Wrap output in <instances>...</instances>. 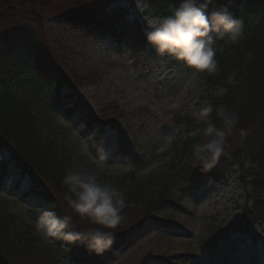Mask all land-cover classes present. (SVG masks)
I'll return each instance as SVG.
<instances>
[{
  "label": "rangeland",
  "instance_id": "374dc122",
  "mask_svg": "<svg viewBox=\"0 0 264 264\" xmlns=\"http://www.w3.org/2000/svg\"><path fill=\"white\" fill-rule=\"evenodd\" d=\"M116 6L128 9L123 1ZM146 17H153L146 0H138L128 9L127 20L137 19L144 29ZM252 21L253 18H248V23ZM12 26L15 30L25 29L41 36V43L46 42L62 61L60 68L74 77L76 84L61 88L59 106L54 109L56 117L50 121L55 134L69 149L100 171L104 180L115 184L131 173L132 166L117 153L118 137L122 134L130 150L147 163L136 173V182L143 184L149 177L151 182L158 183L167 179L172 164L171 144L190 133L182 120L189 116L186 113L193 105L198 107L202 101L199 92L204 73L194 76L182 62L156 56L148 44L142 53L133 55L109 36H86L82 30L51 15L45 16L41 26L27 20ZM244 26L246 29L247 25ZM221 49L217 41V52ZM27 80L22 76L9 81L8 86L30 99L42 114L49 103L48 97L44 93L39 96L33 93L34 84ZM1 82L0 78V89ZM72 92L81 102L74 109L67 98ZM224 93V88H216L212 95L219 97ZM84 108L96 122L91 121ZM88 122H91L89 126ZM108 122H113L117 128H112ZM238 138L237 135L232 140L229 137L225 150L234 151L237 147L234 142L241 140ZM97 140L108 154L107 162L98 158ZM3 167L6 175L0 187V210L15 214L35 234L33 225L40 215L42 202L28 193L29 179L21 178L8 152L0 150V172ZM161 175V180L157 181ZM169 183L166 188L170 201L155 209L157 221H145L124 246L111 255L99 256L103 264H140L148 255L152 257L149 264H264V221L248 232L237 233L235 229L244 206H251L254 201L248 199L251 187L243 184L237 165L230 168L222 182L211 188L180 195L182 179L175 178ZM82 227L85 230L96 226L82 219ZM119 229L114 231V236ZM215 237H219L218 244L211 247L207 241ZM35 246L43 253L26 256L20 264H48L49 261V264H73L76 256L62 239L45 244L35 235ZM79 247L86 249L83 245Z\"/></svg>",
  "mask_w": 264,
  "mask_h": 264
},
{
  "label": "trees",
  "instance_id": "16d2710c",
  "mask_svg": "<svg viewBox=\"0 0 264 264\" xmlns=\"http://www.w3.org/2000/svg\"><path fill=\"white\" fill-rule=\"evenodd\" d=\"M122 1L132 8L138 0H0V150L8 152L21 177L29 178V194L39 197L42 202L40 214L45 209L55 211L58 216L70 214L62 199L66 191L62 185L65 169L76 166L93 168L67 147L65 141L55 134L50 122L56 117L54 109L59 106L61 88L76 84L74 77L60 68L62 61L46 42L41 43V36L25 29L15 30L12 25L27 20L41 26L45 16L51 15L82 30L86 36H109L131 54L138 55L147 47L145 29L138 20H127L128 9L120 6L112 8ZM178 3L179 0H146L147 9L153 17L170 15L171 9ZM221 6L227 7L234 17L241 18L247 28L238 45L229 46L222 40L218 41L222 47L216 55L218 70L212 74L204 73L199 98L211 101L214 106L225 105L238 115L236 130L230 136L231 140L234 135L241 139L234 142L237 147L234 151L225 150L227 155L221 156L209 171L204 172L198 164L194 165L192 155L193 145L204 142V138L200 135L178 138L169 150L172 164L166 174L169 175L167 179L158 183L151 182L149 177L142 184L136 182L135 175L147 163L130 151L122 134H119L117 153L132 167L131 173L115 185L126 191L130 206L123 209V219L115 229L120 228V231L102 255L82 250L80 244L64 240L71 252L76 253L73 264H103L99 256L111 255L124 246L135 237L145 221H157L154 211L160 204L169 203L166 187L175 178L182 179V188L178 191L183 195L222 182L230 168L237 165L243 184L251 187L248 199H254V203L251 207L244 206L235 229L248 230L251 225L264 220V0H213L209 10ZM248 18H253V21L248 23ZM22 76L34 84L33 93L47 95L49 103L42 114L30 99L8 86L9 81ZM233 77L235 84L231 83ZM216 88L227 91L222 96H213ZM67 98L72 101V109L81 104L73 92ZM86 110V115L96 122ZM211 119L217 127L222 126L215 113ZM182 121L189 132L203 127L194 124L190 116ZM90 124L88 122L87 126ZM108 124L117 128L113 122ZM241 130L247 132L246 137H241ZM99 144L97 140L96 145ZM98 158L103 162L109 159L108 156L101 159L100 153ZM4 177L5 167L0 172V185ZM161 177L156 180L160 181ZM172 205L175 206L174 203ZM74 223L75 230H84L81 218L74 217ZM218 239L209 238L207 243L214 246ZM41 253L35 246L33 229L24 226L15 214L0 210V264H20L26 256H40ZM150 260L152 257L148 255L140 264H149Z\"/></svg>",
  "mask_w": 264,
  "mask_h": 264
},
{
  "label": "clouds",
  "instance_id": "9594fccd",
  "mask_svg": "<svg viewBox=\"0 0 264 264\" xmlns=\"http://www.w3.org/2000/svg\"><path fill=\"white\" fill-rule=\"evenodd\" d=\"M211 4L213 0H179L170 15L146 17V43L156 56L182 62L194 76L215 73L218 70L217 41L222 40L229 46L238 45L244 37V21L234 17L227 7L209 10ZM231 83L235 84L234 77ZM213 113L221 121V127L212 121ZM186 114L194 124L203 125L185 138L197 135L204 138V142L193 145L192 155L194 165L198 164L207 172L221 156L227 155V140L236 130L239 117L225 105L214 106L207 100L201 101L198 107L193 105ZM240 135L246 137L247 132L241 130ZM97 149L100 158L106 159L108 154L103 144L97 145ZM62 185L66 189L63 203L70 214L58 216L53 210H43L33 225L35 235L45 244L63 239L83 245L90 253L102 255L114 241V230L123 219V209L130 206L126 191L102 180L100 171L81 166L66 168ZM74 217L87 219L96 227L75 230Z\"/></svg>",
  "mask_w": 264,
  "mask_h": 264
}]
</instances>
